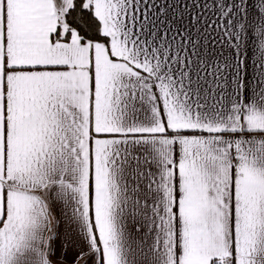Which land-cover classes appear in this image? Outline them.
I'll return each mask as SVG.
<instances>
[{
	"label": "snow or ice",
	"instance_id": "6c2138e0",
	"mask_svg": "<svg viewBox=\"0 0 264 264\" xmlns=\"http://www.w3.org/2000/svg\"><path fill=\"white\" fill-rule=\"evenodd\" d=\"M0 264H264V0H0Z\"/></svg>",
	"mask_w": 264,
	"mask_h": 264
}]
</instances>
